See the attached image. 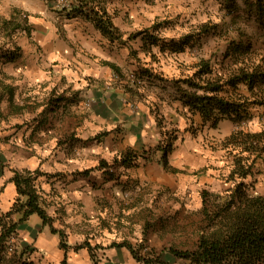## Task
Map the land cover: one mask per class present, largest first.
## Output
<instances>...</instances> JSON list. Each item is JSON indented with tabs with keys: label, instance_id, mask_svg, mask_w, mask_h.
Masks as SVG:
<instances>
[{
	"label": "crops",
	"instance_id": "obj_1",
	"mask_svg": "<svg viewBox=\"0 0 264 264\" xmlns=\"http://www.w3.org/2000/svg\"><path fill=\"white\" fill-rule=\"evenodd\" d=\"M72 1L67 9L62 0H0V216L11 210L18 196L13 180L15 170L40 169L46 173L39 177L42 200L54 217V226L64 228L66 234L63 237L52 232L41 217L33 219L31 215L22 221L17 248H35L25 255L29 264H62L65 257L67 264H145L130 247L111 245L124 239L136 245L137 238L130 235L132 226H141L138 241L145 236L148 245L161 251L162 264H190L165 249L169 245L167 240L147 235L143 221L151 220L147 201L148 194L153 192L141 187L155 180L187 188L196 183L192 178L198 177L196 171L206 165L205 161L214 166L218 163L219 149L211 151L209 144L201 141L199 146L207 153L203 158L198 147L190 150L179 144L168 154L176 171H167L161 161L141 159L135 168L126 169L119 164L111 167L117 174L123 172L120 182L104 174L98 166L100 161L112 162L130 147L158 151L164 135L156 114L151 112L153 101L144 95L137 103L129 101V93L117 84L115 71L107 63L136 67L127 63L133 59L121 57L124 52L129 53L127 43H111L92 21L71 11L79 6L77 0ZM119 2L107 0L106 5L110 13L116 14V25L127 35L130 28L117 21L123 15L122 11H115ZM128 11L132 15V8ZM9 19L21 23V27L12 32L10 25L6 26ZM14 47L19 48V55L9 60L6 55ZM75 91L78 102L66 105L63 101L59 107L51 104L54 95L70 96ZM155 95L151 92L148 97L155 101ZM165 109L160 107V114ZM254 111L253 118L241 126L226 118L217 129L202 127L209 128L211 135L221 130V137L239 128L259 131L254 119L260 113L261 117L264 115V106L256 105ZM55 174L59 175L48 177ZM222 182L221 179L212 183L221 188ZM138 191L147 203L146 208L142 207L145 216L130 204ZM106 203L111 208L104 209ZM100 224L124 225L116 232L101 234L97 233ZM91 229L85 242V231ZM62 241L68 243V250L62 247Z\"/></svg>",
	"mask_w": 264,
	"mask_h": 264
},
{
	"label": "trees",
	"instance_id": "obj_2",
	"mask_svg": "<svg viewBox=\"0 0 264 264\" xmlns=\"http://www.w3.org/2000/svg\"><path fill=\"white\" fill-rule=\"evenodd\" d=\"M77 1L79 6H75L71 11H77L92 21L111 43L120 41V43L126 44L135 35H142L143 46L146 50L150 51L151 47L158 45L163 51L170 50L177 53L186 51L188 48H194L209 31V27H205L204 24L195 30V33H187L178 39H163L154 33L148 35L150 29L144 28L130 34L128 39H125L124 32L114 21L115 13H110L107 8V0ZM245 2L249 6L248 20L253 19L264 27V0H245ZM231 3H235V0H231ZM231 6L235 5L232 4ZM230 11L233 10L230 8ZM8 24L12 32L21 27V23L15 22L14 19L7 20L6 26ZM217 25L215 24V27ZM155 28L156 25L151 27V29ZM25 29H28L27 26ZM237 29L240 30V36L230 39L226 51V55L232 56L236 65L229 73H226L225 76H210L214 72L213 68L210 62L203 58L193 63V72L190 76L179 79L173 78L178 86L180 81L189 84L190 87L184 89V95L180 98L183 100L184 109H188V112L193 115L200 116L201 126L210 125L217 128L220 121L226 118L240 126L253 118L256 105H264V62L262 61L264 57L262 60L256 57L258 53L253 38L242 26ZM18 51L19 48L14 47L6 55L7 59H16L19 55ZM107 63L123 81L127 80L121 66L110 61ZM141 68V71H138L139 67L135 70L136 78L127 80L123 85L126 92H135L142 98L144 93L140 92L141 79L146 74L152 77V71L148 68ZM147 71L149 72L146 73ZM243 86L246 87L248 93L242 90ZM77 96L78 92L76 91L72 92L70 96L63 93L54 95L51 98V104L54 107H59L63 101H66V105L72 102L76 103L78 102ZM151 112L156 114L159 124L162 126L159 118L162 116L160 106L156 101H153V105H151ZM176 139L177 136L170 135L167 144L157 147L162 151L160 161L167 170H177L171 166L168 159V154L173 149ZM225 143L233 145L238 151L233 154V166L230 171L234 181L233 187L227 190L225 194L216 193L212 208L207 205L208 196L212 195L208 190L203 191L201 204L205 225L202 230L200 229L198 242L194 247L181 249L171 245L165 249L178 257L187 259L190 264H264V194L256 192L254 185L248 180L254 174L253 169L257 166L258 161L264 160V129L255 132L243 128L236 129L227 136ZM148 152L147 149L140 151L130 147L122 151L112 162L102 160L98 166L104 169V174L107 177L117 179L120 182L123 172L117 174L111 167L119 164L126 169L135 168L140 165L141 157ZM89 171L90 169L84 172L88 173ZM45 174L40 169L15 170L13 180L17 186L18 196L11 210L0 216V264L30 263L29 259L25 257L29 246L19 250L17 239L19 229L22 226L20 223L33 214H39L44 223L51 226L52 232L65 236L64 228L54 226V217L47 212L42 200L39 177ZM58 175H48V177ZM133 204L134 207L141 206L142 208L145 206L143 200L141 202L135 200ZM109 206L104 205V209ZM13 215H18V217H13ZM157 225L148 224L147 229L150 227L156 229ZM162 225L166 226L167 224L160 226ZM68 226L66 225V227ZM147 229L145 231H148ZM107 230H113L112 224H100V230L97 233L107 234ZM91 231L92 229L85 231L87 234L85 242H88ZM145 241L146 237L144 236L142 241L136 245L128 239L119 242L113 241L111 245H126L130 247L134 256L140 261H144L145 264H158L161 253H158L154 247L148 248ZM61 245L65 250H68V243L62 241ZM9 246H13L16 251L14 250V254L8 257ZM62 264H67V257Z\"/></svg>",
	"mask_w": 264,
	"mask_h": 264
},
{
	"label": "rangeland",
	"instance_id": "obj_3",
	"mask_svg": "<svg viewBox=\"0 0 264 264\" xmlns=\"http://www.w3.org/2000/svg\"><path fill=\"white\" fill-rule=\"evenodd\" d=\"M235 3H231V0H120V7L117 6L115 9V11H122L121 13H123V15L120 14V18L118 17L117 21L130 28L128 31L130 33L125 35V39H128L130 34L144 28L150 29L148 35L154 33L163 39H178L187 33H195V30H198L204 24L206 25L205 27H209V31L203 39L194 48H188L186 51L177 53H173L170 50L163 51L158 45H154L149 51L143 46V36L135 35L125 45V47H129L127 48L129 50L128 55L126 51L121 56L124 60L125 56H128L127 59L129 60L133 59L132 61H127V63L134 64L136 67L138 66V71L142 70L141 67L152 71V77L147 74L142 77L140 92L144 93V96L150 102L154 100L148 97V94H151V92L156 93L155 101L159 103L160 107L164 109L168 107V110L165 109L164 113H161L162 116H159L164 135L161 142L162 146L167 144L170 135H175L177 139L174 142L172 151L179 144L190 150L198 147L203 153L201 157L205 158L207 153L203 150L202 145L199 146L201 141L208 143L211 151L219 149L218 155H220V158L218 163L214 166V163H206L205 161L206 165L201 167L199 171H196L198 177L192 178L196 183L192 182L191 186L177 188L159 181H150L147 185L141 187V189H152L147 190V192H153V195L148 194L147 203L149 206H147L145 198L144 200L141 198L140 191L137 192V195L132 196L130 204L141 198L145 205L144 208L147 206V214L151 220H145L142 216V219L145 220L143 221L145 222L143 224L144 230L147 229L148 224H158L156 229L152 227L148 228L147 235L152 239L161 238L167 240L169 243L167 247L171 245L181 249L194 247L196 244L195 238L199 236L200 229L202 230L205 225L201 204V201H203V191L208 190L212 195L208 196L207 203L208 207L212 208L216 193L225 194L227 190L233 187L234 181L232 180L230 171L233 166V154L238 151L233 145L225 143L227 137L225 135V137H221V130H215L211 135L209 128L204 129L201 126L199 115H193L188 112V109H184L183 100L180 97H183L184 89L190 86L185 81H180L178 86L173 78L179 79L190 76L193 72V63L203 58L208 60L213 68L214 72L210 76H225L226 73H229L236 65L233 57L226 55V51L229 47L230 39L239 38L240 30L237 29L239 26H242L253 38L255 49H257L258 53L256 57L262 60L264 57V27L260 26L253 19L248 20L247 13L249 6L245 0H235ZM232 4L235 6H231ZM129 8L133 10L132 15H129L131 13V11H128ZM230 8L233 11H230ZM27 23H25L26 26ZM215 24L218 25L215 27ZM153 25H156L155 29H151ZM117 43L120 44V41H117ZM262 61L264 62V60ZM127 65L125 64L122 67L124 74L131 72L127 78H136L135 70L137 68L133 66L127 68ZM115 76L117 77V84L126 92L123 86L124 82L120 80L121 77L117 74ZM135 90H137V87H135ZM242 90L248 93L245 86L242 87ZM140 98L141 96L139 97L137 93L129 91V100L137 103ZM259 116V118L254 119V123L260 130L264 129V127H261L262 122H264V115L261 117L260 113ZM199 137L202 139H199ZM210 142H213V145H210ZM215 146H218V148H214ZM206 149L208 152L209 149ZM147 150L149 152L141 157L142 160H146L147 162L161 160L162 151L160 149L158 151L156 149L154 151ZM172 164L171 166L174 167ZM186 168H189V166L186 165ZM253 171L254 174L248 180L254 185L256 192L264 194L263 159L258 161ZM188 173L186 171V174ZM221 179L224 182H222L223 187L215 188L213 183L217 180L221 182ZM204 180H206V183H204ZM105 205H108V203ZM136 210H140L143 215L145 214V210L140 206ZM33 216V219L41 217L37 213L33 214ZM161 224L167 225L160 226ZM120 225L124 224H112L113 230H107L106 232L108 234L116 232ZM140 228L141 226L138 228L132 226L130 234L137 238V243L140 242L138 241L141 238L139 235H142ZM150 247L148 245V248ZM154 248L157 250L156 247ZM34 249L28 252L33 253ZM14 250L16 251V249ZM157 251L161 253L159 249ZM13 254L14 251L7 252L8 257ZM157 263H163L161 257Z\"/></svg>",
	"mask_w": 264,
	"mask_h": 264
},
{
	"label": "built area",
	"instance_id": "obj_4",
	"mask_svg": "<svg viewBox=\"0 0 264 264\" xmlns=\"http://www.w3.org/2000/svg\"><path fill=\"white\" fill-rule=\"evenodd\" d=\"M62 3H63L64 8L68 9L69 7L72 6L73 1L72 0H62ZM22 15L26 17L27 14L26 13H22ZM8 251L9 252H13L14 251L13 246H9L8 247Z\"/></svg>",
	"mask_w": 264,
	"mask_h": 264
},
{
	"label": "clouds",
	"instance_id": "obj_5",
	"mask_svg": "<svg viewBox=\"0 0 264 264\" xmlns=\"http://www.w3.org/2000/svg\"><path fill=\"white\" fill-rule=\"evenodd\" d=\"M131 71H132V70H131ZM130 73H131V72L126 73V74H125L126 77H127L128 75H130ZM115 74H116V73H115ZM117 75H118V74H117ZM116 78H117V77H116ZM120 80L123 81L122 79H120ZM127 80H133V79H128V78H127ZM127 80H124L123 82L125 83V82H127ZM123 86H124V85H123ZM124 88H125V87H124ZM126 93H129V92H126ZM139 97H140V96H139ZM129 101H131V100H129ZM131 102H132L133 104L136 103V102H134V101H131ZM263 106H264V105H263ZM240 126H241V125H240ZM260 130H262V129H260Z\"/></svg>",
	"mask_w": 264,
	"mask_h": 264
}]
</instances>
